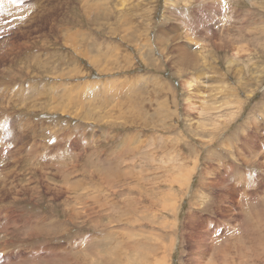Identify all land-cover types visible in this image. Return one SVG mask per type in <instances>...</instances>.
<instances>
[{
  "label": "rangeland",
  "instance_id": "rangeland-1",
  "mask_svg": "<svg viewBox=\"0 0 264 264\" xmlns=\"http://www.w3.org/2000/svg\"><path fill=\"white\" fill-rule=\"evenodd\" d=\"M0 264H264V0H0Z\"/></svg>",
  "mask_w": 264,
  "mask_h": 264
},
{
  "label": "bare ground",
  "instance_id": "bare-ground-1",
  "mask_svg": "<svg viewBox=\"0 0 264 264\" xmlns=\"http://www.w3.org/2000/svg\"><path fill=\"white\" fill-rule=\"evenodd\" d=\"M195 81V79L194 78H192V80L191 79H189L188 81H187V85H188V87H191L192 86V84L194 83V81ZM210 125V124H209ZM242 200V199H241ZM93 211V210H92ZM96 211V210H95ZM20 223V222H19Z\"/></svg>",
  "mask_w": 264,
  "mask_h": 264
},
{
  "label": "snow or ice",
  "instance_id": "snow-or-ice-1",
  "mask_svg": "<svg viewBox=\"0 0 264 264\" xmlns=\"http://www.w3.org/2000/svg\"><path fill=\"white\" fill-rule=\"evenodd\" d=\"M14 3H18L20 5H23L25 3V0H13ZM198 47V46H197Z\"/></svg>",
  "mask_w": 264,
  "mask_h": 264
}]
</instances>
